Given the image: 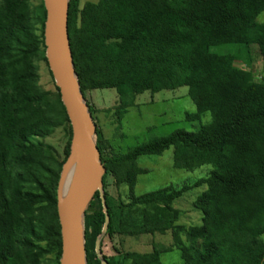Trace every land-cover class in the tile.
Here are the masks:
<instances>
[{"label":"trees","instance_id":"16d2710c","mask_svg":"<svg viewBox=\"0 0 264 264\" xmlns=\"http://www.w3.org/2000/svg\"><path fill=\"white\" fill-rule=\"evenodd\" d=\"M32 13L29 0H0V264H45L50 255L60 264L62 255L57 189L72 131L59 88L50 95L38 85L35 63L48 65L43 0L36 8L38 29ZM263 14L264 0H70L69 39L84 96L115 89L121 116L146 91L188 87L197 112L187 117L212 115L197 131L178 129L109 157L89 105L107 170L103 182L110 222L101 239L107 264H161L160 255L174 247L184 264H264ZM253 46L263 59L259 82ZM63 125L69 140L60 161L35 140ZM171 148L174 168L210 165L209 175L193 185L137 196V178L146 173L138 158ZM108 178L128 186L129 202L108 191ZM202 186L206 190L193 204L202 224H179L175 201ZM105 223L97 192L85 215L88 264H102L96 241ZM169 232L172 245L151 252L115 245L117 237ZM106 248L112 251L107 254Z\"/></svg>","mask_w":264,"mask_h":264},{"label":"rangeland","instance_id":"374dc122","mask_svg":"<svg viewBox=\"0 0 264 264\" xmlns=\"http://www.w3.org/2000/svg\"><path fill=\"white\" fill-rule=\"evenodd\" d=\"M97 2L98 0H85ZM33 10V18L37 17L36 8L42 0H29ZM34 18V20H35ZM264 18V14L261 16ZM35 26L38 29L37 18ZM253 70L256 81H261L263 73V59L259 50L253 46ZM36 67L39 74L38 85L50 95L58 93L56 83L50 68L44 61H37ZM86 100L94 111L96 123L103 134V144L106 156L118 157L128 153L135 147L147 143L155 138L168 136L178 129L194 132L201 126L212 121L210 112L200 116L198 120L187 117L188 114L197 112L196 105L189 97L188 87L175 90H163L152 94L146 91L136 97L135 104L127 112L119 116L120 108L118 93L115 89H96L86 92ZM97 139V138H96ZM69 140L67 125L59 126L48 137L37 138L35 141L42 143L52 151L55 157L62 161L65 158V148ZM138 165L146 171L137 178L135 194L141 196L165 187L182 188L193 185L197 180L205 178L212 170V166L205 165L193 171L179 170L173 166V148L162 155L141 156ZM108 191L124 202L130 201V192L127 185L117 186L113 178L107 180ZM206 190V186L192 188L182 198L175 201V208L181 211L179 224L198 226L202 224V214L194 208V202L199 194ZM184 238V237H183ZM186 238H184V241ZM173 243L171 233L165 235H142L139 237H124L115 239V245L123 251L151 252L154 247L167 248ZM112 249L106 248L109 254ZM161 264H184L181 251L173 248L160 255ZM45 264H55L54 255L47 257Z\"/></svg>","mask_w":264,"mask_h":264},{"label":"water","instance_id":"95a60500","mask_svg":"<svg viewBox=\"0 0 264 264\" xmlns=\"http://www.w3.org/2000/svg\"><path fill=\"white\" fill-rule=\"evenodd\" d=\"M43 2L46 10L44 28L46 58L56 86L59 88L72 131L70 154L62 167L57 189L62 238L60 264H88L85 215L97 192L101 195L106 223L103 234L96 241V252L102 264H107L101 252V239L110 222L103 182L107 170L97 146V125L81 91L74 67L68 30L70 0H43ZM73 166L77 167L75 179L70 192L65 195V181Z\"/></svg>","mask_w":264,"mask_h":264},{"label":"bare ground","instance_id":"6f19581e","mask_svg":"<svg viewBox=\"0 0 264 264\" xmlns=\"http://www.w3.org/2000/svg\"><path fill=\"white\" fill-rule=\"evenodd\" d=\"M76 171H77V167L73 166L69 172V175L65 181V185H64V194L68 195V193L70 192L74 179H75V175H76Z\"/></svg>","mask_w":264,"mask_h":264}]
</instances>
